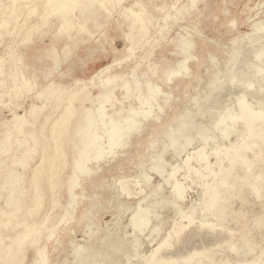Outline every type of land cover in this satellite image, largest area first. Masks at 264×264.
<instances>
[{"label": "rangeland", "instance_id": "rangeland-1", "mask_svg": "<svg viewBox=\"0 0 264 264\" xmlns=\"http://www.w3.org/2000/svg\"><path fill=\"white\" fill-rule=\"evenodd\" d=\"M36 1L39 4L38 15L31 16V22L28 21L33 25L39 23L45 3V0ZM136 1L142 4L147 0ZM186 1L193 0H149L146 9L136 6L135 11L153 14L155 18L148 25L151 31L141 47L130 53L124 52L129 43L125 36L129 25L121 11L124 6L135 3V0H123L110 13L106 14L102 10L103 14L99 17L102 26L88 23L92 35H84L87 37L74 45H68V54L62 58L58 69H50V61L45 58L42 63L36 64V70H31L39 79L35 91L41 90L51 83L52 78L58 77L57 82L63 87L74 90L91 88L94 75L101 68L113 64L110 75H129L131 80L140 81L144 85L149 81L157 83L159 76L152 74L150 68L163 63L167 67L175 66L182 59V55L176 54L173 40L179 36L193 40L188 71L176 75L169 82H160L159 89L164 91L163 97L157 103L152 101L151 109H147L151 112L147 122L141 123L139 130L138 127L134 130L136 133L132 131L122 147L112 154L105 153L93 165L90 172H94V177L83 182L87 191L69 209L75 217L61 223L46 244V264H160V260L147 263L146 257L162 242H167L168 246L160 251L158 257L181 264L203 248L217 249L218 244H223L227 239L229 242L236 241L231 233L224 234L220 226L208 230L210 217L202 209L205 207L204 185L211 178L192 182L195 172L201 167L199 163L187 160L202 146L208 145L213 149L221 145L222 148H228L229 143L235 142L238 137L225 136L221 127L217 128L216 122L219 116L238 110L242 97L252 107L264 110V0H200L198 9L190 16L185 9L186 4H183ZM163 2H168L170 7L162 16L161 12L153 9L162 6ZM106 6V3L101 5L102 8ZM179 8L182 10L177 15ZM28 13L24 11L21 18H25ZM73 15V23L80 25L84 17L82 12L76 10ZM165 15H169L170 20H164ZM51 16L44 25L35 26L36 30L41 31L32 34L36 42L31 52L52 46L62 52L65 47L63 40L57 41L61 33L60 20L55 13ZM21 18L19 21L23 22ZM234 21L236 25L232 26ZM166 22L173 24V31L167 37H161L156 30ZM15 23L16 19L8 24L3 23L0 32L13 33ZM5 36L0 44V57L4 56L12 42V36ZM144 53L152 55L132 78L131 71ZM26 62L31 64L36 60L29 58ZM5 66L9 67V63ZM48 72L53 77L45 78L44 73ZM76 81L82 82L74 85ZM96 81L99 82L98 79ZM35 91L27 93L18 101L4 99V105L0 106V132L13 125L15 115L29 120L32 116L29 113L31 105L35 104L36 108L44 105L43 100L33 98ZM55 95L52 93L51 97ZM116 97L122 102L123 97L118 90ZM129 105L138 108L139 96H133L125 100L124 104H117L114 108L109 106L107 109L110 112L120 111ZM236 127L239 131L245 129L241 122ZM208 146L209 161L214 163L215 157ZM174 173L175 180L171 178ZM187 175H190L191 180L185 182L183 178ZM175 181L186 184L187 191L183 199L174 194ZM124 183L130 193L122 191ZM61 192L62 197L59 198L64 205L66 196ZM2 201L0 204L4 207ZM233 204L236 208L242 205L240 200H235ZM140 205L142 211L139 213ZM251 205L245 206L249 215L261 213L260 205ZM144 217L147 224L135 228L134 220L142 221ZM176 223L179 227L187 228L179 237H169ZM231 227L234 228V225ZM41 233L42 229L38 230L37 234ZM224 249V254H219V257H233V250ZM27 254L32 256V249H28ZM26 263L27 259L24 261Z\"/></svg>", "mask_w": 264, "mask_h": 264}, {"label": "bare ground", "instance_id": "bare-ground-1", "mask_svg": "<svg viewBox=\"0 0 264 264\" xmlns=\"http://www.w3.org/2000/svg\"><path fill=\"white\" fill-rule=\"evenodd\" d=\"M31 1L0 0V25L16 19L13 33L0 32V44L6 34L12 36L7 51L0 57V106L4 105L5 98L18 101L27 93L35 91L39 79L31 70H36L34 69L36 64L48 58L49 68L58 69L62 58L68 54L67 46L74 45L80 39L87 37L84 35H92L88 23L94 22L96 27L102 26L99 18L103 14L102 10L104 9L106 14L110 13L123 2V0H45L43 13L40 14L39 23L36 25H44L55 13L60 20L61 31L57 41L63 40L65 47L62 52L53 46L31 52L32 45L36 42L32 34L41 31L36 30V25L28 22L31 16H36L39 12L37 1ZM177 1L180 0H174ZM199 2L200 0L183 2L186 4L188 16L196 12ZM103 3L108 6L102 8ZM148 4L149 0L142 4L135 0L130 6L123 7L121 15L129 25L125 34L129 43L124 52L133 53L139 49L149 35L151 29L148 25L155 17L153 14L135 11L136 6L145 8ZM168 6V2H163L162 6L153 10L161 12L163 16ZM76 10H80L84 16L80 25H75L72 20L73 12ZM181 10L177 9V15ZM24 11L29 13L25 18H21ZM14 14L15 18L12 17ZM20 18L23 22L19 21ZM167 18L169 15L163 17L164 20ZM231 25L235 26L236 21ZM172 26L173 24L167 23L158 28L157 35L167 37L173 31ZM21 32L23 35L20 36ZM173 45L176 47V54L182 55V59L175 66L167 67L163 63L150 68L152 74L159 76L157 83L149 81L144 85L140 81L131 80L129 75H110L109 72L114 64L101 68L94 75L91 88L82 87L74 90L59 84L57 82L59 77L52 78L51 83L33 93V98L43 100L44 105L40 108H36L35 104L31 105L29 113L32 116L29 120L15 115L13 125L0 132V202L3 200L4 204V207L0 204V264H24L25 259H27L26 264L47 263L46 244L61 223L75 217L69 209L75 206L87 191L83 182L94 177V172L92 174L90 171L95 162H98L105 153L112 154L117 148L122 147L128 135L136 131L137 127L138 131L141 123L147 122L151 114L147 109L150 108L152 101L156 102L163 97L164 91L159 89L160 82H169L176 75L188 71L190 49L193 46L192 38L179 36L173 40ZM151 55L144 53L140 57L131 71L132 78L142 69ZM29 58L35 59L36 62L29 64L26 62ZM7 62L9 67L5 66ZM117 62L116 59L115 63ZM44 74L45 78L53 77L49 72ZM8 78L10 82L7 81ZM97 79L99 82L96 81ZM81 82L76 81L74 85ZM95 89L98 90L97 93H93ZM117 90L121 92L122 102L116 97ZM52 93L56 95L51 97ZM133 96H139L138 108L129 105L120 111L110 112L107 109L109 106L114 108L117 104L122 105L125 100ZM258 109L252 107L246 102L245 97H242L238 110L217 118L216 126L221 127L225 136L238 138L234 140L235 142L229 143L228 148L216 144L217 146H213L212 149L206 145L211 148L215 157L214 163L209 161L206 146L200 147L191 154V157H187V162H197L201 167L197 172L194 171L195 178L192 182L197 183L206 177L211 178V181L204 185L205 207L202 209V212L210 217L209 225H206L208 230L220 226L224 234L231 233L236 241L229 242L227 239L223 244H218L217 249L203 248L181 264H264V117L262 116L264 110ZM238 122L245 126L244 130L237 129ZM128 140L127 144H129ZM175 175L176 173L171 175L174 180ZM183 179L185 182L191 180L190 175ZM185 182L183 184L175 181L173 188L175 196L181 199L185 197L187 191ZM121 188L122 191L130 193L125 183ZM61 191L66 196L64 205L60 202ZM235 200L241 201V207L234 206ZM250 204L253 207L260 205L261 213L249 215L245 206ZM140 208L141 205L139 213L142 211ZM140 220H134L135 228L148 222L145 217ZM231 225H234V228ZM186 228L187 226L179 227L176 223L168 236L179 237ZM40 229L42 233L37 234ZM167 246V242H162L154 248L146 257V262L160 260V264H178L158 257L160 251ZM224 248L233 250V257H224V255H221L222 258L219 257V254H224ZM28 249L33 251L30 257L27 254Z\"/></svg>", "mask_w": 264, "mask_h": 264}]
</instances>
